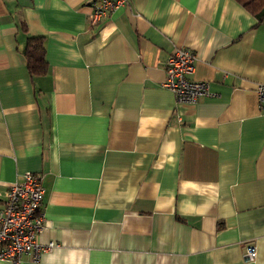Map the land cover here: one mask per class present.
Segmentation results:
<instances>
[{
  "label": "crops",
  "instance_id": "1",
  "mask_svg": "<svg viewBox=\"0 0 264 264\" xmlns=\"http://www.w3.org/2000/svg\"><path fill=\"white\" fill-rule=\"evenodd\" d=\"M91 11L0 0V207L40 175L39 240L58 243L19 264H264V21L237 0H129L98 25ZM182 47L212 92L194 104L162 85Z\"/></svg>",
  "mask_w": 264,
  "mask_h": 264
},
{
  "label": "built area",
  "instance_id": "2",
  "mask_svg": "<svg viewBox=\"0 0 264 264\" xmlns=\"http://www.w3.org/2000/svg\"><path fill=\"white\" fill-rule=\"evenodd\" d=\"M128 2L91 0V24H100L104 17ZM196 62V52L183 47L176 49L167 61L166 77L162 85L175 94L178 103L194 104L202 97L212 95L208 82L193 77ZM257 93L264 114V82L257 85ZM44 195L42 177L31 171L25 172L20 180L8 187L3 206L0 207V262L19 264L25 255L38 261L42 252L58 246L53 241L43 244L39 240L45 228ZM246 248V259L254 262L258 254L256 246L248 243Z\"/></svg>",
  "mask_w": 264,
  "mask_h": 264
},
{
  "label": "trees",
  "instance_id": "3",
  "mask_svg": "<svg viewBox=\"0 0 264 264\" xmlns=\"http://www.w3.org/2000/svg\"><path fill=\"white\" fill-rule=\"evenodd\" d=\"M243 4L258 20L264 21V0H237ZM28 62V69L32 77L43 76L48 72L49 64L46 59L44 38L30 36L24 50Z\"/></svg>",
  "mask_w": 264,
  "mask_h": 264
}]
</instances>
